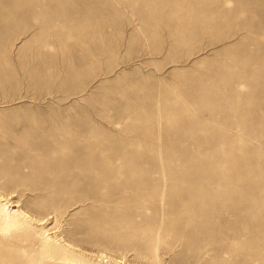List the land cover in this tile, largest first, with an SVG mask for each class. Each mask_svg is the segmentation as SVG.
<instances>
[{"label":"rangeland","instance_id":"obj_1","mask_svg":"<svg viewBox=\"0 0 264 264\" xmlns=\"http://www.w3.org/2000/svg\"><path fill=\"white\" fill-rule=\"evenodd\" d=\"M0 210V264H264V0H0Z\"/></svg>","mask_w":264,"mask_h":264},{"label":"bare ground","instance_id":"obj_2","mask_svg":"<svg viewBox=\"0 0 264 264\" xmlns=\"http://www.w3.org/2000/svg\"><path fill=\"white\" fill-rule=\"evenodd\" d=\"M24 13V12H23ZM2 198V197H1ZM24 216H26V217H30L27 213H25L24 211H20ZM1 214H2V211L0 210V218H1ZM33 219V218H32ZM43 221V220H42ZM19 223H18V221L17 220H11V225L10 226H17ZM7 229H8V226H6V225H2L1 227H0V230L1 231H7ZM51 253V252H50ZM53 253V252H52ZM102 254V253H101ZM101 254H99V255H101ZM56 257V256H55ZM46 260V259H45ZM73 264H78V263H73ZM122 264V263H121Z\"/></svg>","mask_w":264,"mask_h":264}]
</instances>
